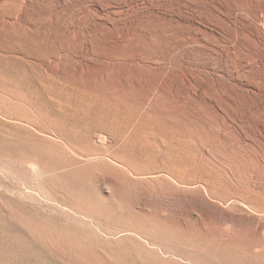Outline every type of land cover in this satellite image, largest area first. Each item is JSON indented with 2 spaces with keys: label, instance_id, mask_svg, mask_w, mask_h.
Wrapping results in <instances>:
<instances>
[{
  "label": "rangeland",
  "instance_id": "374dc122",
  "mask_svg": "<svg viewBox=\"0 0 264 264\" xmlns=\"http://www.w3.org/2000/svg\"><path fill=\"white\" fill-rule=\"evenodd\" d=\"M0 264H264V0H0Z\"/></svg>",
  "mask_w": 264,
  "mask_h": 264
}]
</instances>
